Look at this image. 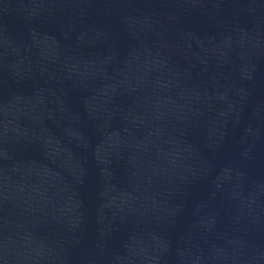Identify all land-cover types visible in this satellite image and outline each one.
<instances>
[{"label": "water", "instance_id": "1", "mask_svg": "<svg viewBox=\"0 0 264 264\" xmlns=\"http://www.w3.org/2000/svg\"><path fill=\"white\" fill-rule=\"evenodd\" d=\"M0 264H264V0H0Z\"/></svg>", "mask_w": 264, "mask_h": 264}]
</instances>
